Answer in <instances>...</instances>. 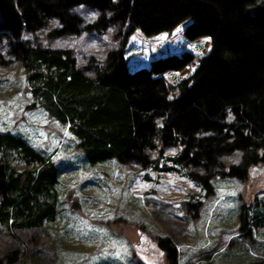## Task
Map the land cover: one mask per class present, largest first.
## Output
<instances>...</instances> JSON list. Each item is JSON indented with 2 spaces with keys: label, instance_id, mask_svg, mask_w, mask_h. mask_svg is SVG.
<instances>
[{
  "label": "trees",
  "instance_id": "trees-1",
  "mask_svg": "<svg viewBox=\"0 0 264 264\" xmlns=\"http://www.w3.org/2000/svg\"><path fill=\"white\" fill-rule=\"evenodd\" d=\"M77 4L99 14L83 23ZM50 20L47 37L111 22L120 36L101 60L89 55L78 65L67 48L31 42ZM0 34L31 104L67 125L89 164L113 158L146 167L149 150L178 145L170 159L208 194L211 176L243 178L264 159V0H0ZM232 151L237 160L224 163ZM57 170L22 136L0 132V223L35 228L54 218ZM258 199L240 205L239 227L264 223ZM154 244L176 264L172 237ZM15 251L0 254V263Z\"/></svg>",
  "mask_w": 264,
  "mask_h": 264
},
{
  "label": "rangeland",
  "instance_id": "rangeland-1",
  "mask_svg": "<svg viewBox=\"0 0 264 264\" xmlns=\"http://www.w3.org/2000/svg\"><path fill=\"white\" fill-rule=\"evenodd\" d=\"M72 11L83 23L99 14L83 4ZM53 25L50 20L34 38L23 36L44 47L69 49L78 65L89 55L101 60L120 36L111 22L101 31L47 37ZM0 58V132L22 136L58 167L54 218L35 228L0 223V254L16 249L13 261L0 264H166L154 244L164 234L174 241L176 264H264V223L247 219L248 224L238 226L240 205L264 200V159L249 165L243 178L211 176L208 194L187 177L186 167L170 159L178 145L149 150L146 167L113 158L89 164L73 148L67 125L31 104L24 72L7 53L1 34ZM237 157L232 151L222 161ZM11 163L22 167L18 158ZM244 212L248 218V209Z\"/></svg>",
  "mask_w": 264,
  "mask_h": 264
}]
</instances>
